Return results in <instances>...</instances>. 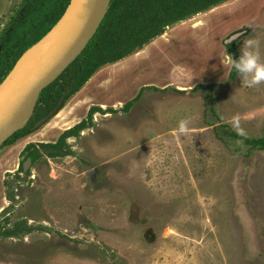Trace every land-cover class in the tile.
Masks as SVG:
<instances>
[{
    "label": "rangeland",
    "instance_id": "1",
    "mask_svg": "<svg viewBox=\"0 0 264 264\" xmlns=\"http://www.w3.org/2000/svg\"><path fill=\"white\" fill-rule=\"evenodd\" d=\"M21 8V0H0V33ZM203 16L199 26L194 19ZM186 22L174 45L173 35H159L97 68L84 88L108 79L111 90L96 96L115 111L92 114L91 126L66 138L69 155L47 157L38 143L55 140L77 115L68 105L82 99L83 85L56 117L0 146V161L15 151L17 167L26 143L38 155L24 171L0 167V232H17L0 235V264H264V149H241L224 134L236 133L227 121L240 114L247 137L264 135V84L244 86L237 74L227 80L221 63L223 38L244 26L232 41L236 58L252 37L264 60V0H225L162 32ZM197 83L210 86L191 90ZM142 86L158 89L145 87L122 110ZM181 119L190 121L188 135L174 131Z\"/></svg>",
    "mask_w": 264,
    "mask_h": 264
},
{
    "label": "trees",
    "instance_id": "2",
    "mask_svg": "<svg viewBox=\"0 0 264 264\" xmlns=\"http://www.w3.org/2000/svg\"><path fill=\"white\" fill-rule=\"evenodd\" d=\"M68 1L21 0L22 8L0 33V82L20 54L54 25ZM222 1L225 0H109L103 18L83 49L53 81L40 90L27 122L7 137L1 146L11 144L29 133L33 125L50 111L54 110L58 113L63 108L65 100L82 85L84 86L100 65L114 63L125 58L135 49H140L147 44L152 38L161 35L165 26L206 11ZM233 44L231 42L223 45L225 51L236 58V53L232 49ZM235 74L236 72L229 68L227 80L233 78ZM202 86L209 87L210 85L197 83L191 90ZM145 87L158 89L155 86H142L136 95L120 108L127 110ZM113 111L115 109L111 107L102 109L99 106L90 105L84 118L63 129L54 141L39 142L38 145L50 158L69 155L70 150L65 139L75 137L80 130L91 126L92 114ZM224 134L243 140L249 148L264 149V135L244 138L229 129L224 130ZM25 148H31L26 152L25 158L33 162L38 156L36 149L30 143H26L22 150ZM20 168L19 163L17 169L20 170ZM16 233L14 228H6L0 232V235L11 236Z\"/></svg>",
    "mask_w": 264,
    "mask_h": 264
},
{
    "label": "water",
    "instance_id": "3",
    "mask_svg": "<svg viewBox=\"0 0 264 264\" xmlns=\"http://www.w3.org/2000/svg\"><path fill=\"white\" fill-rule=\"evenodd\" d=\"M108 1L69 0L58 20L40 38L49 35L50 41L33 68L9 93L0 96V146L7 137L22 128L27 122L40 90L53 81L83 49L103 18ZM246 29L247 27L244 26L242 29L233 31L223 38L222 43L232 42ZM34 44L20 54L10 71L0 82V89L4 86L21 55ZM185 90L188 91L190 88ZM54 113L56 114L54 110L50 111L35 125L43 123L48 119L47 117ZM29 162V158H25L22 162L23 171Z\"/></svg>",
    "mask_w": 264,
    "mask_h": 264
},
{
    "label": "clouds",
    "instance_id": "4",
    "mask_svg": "<svg viewBox=\"0 0 264 264\" xmlns=\"http://www.w3.org/2000/svg\"><path fill=\"white\" fill-rule=\"evenodd\" d=\"M227 43H231V41ZM221 63L233 69L244 86L255 87L264 84V60L261 58L260 41L258 39L245 38L241 48V55L238 58H234L232 54L226 51L221 57ZM220 119L224 121L225 117L221 115ZM227 122L231 124L238 136L247 138V133L241 126L240 114L230 117ZM189 124L190 121L188 119L179 120L178 127L174 130L175 133L177 135H188L191 131ZM235 146L243 149V140H237Z\"/></svg>",
    "mask_w": 264,
    "mask_h": 264
},
{
    "label": "crops",
    "instance_id": "5",
    "mask_svg": "<svg viewBox=\"0 0 264 264\" xmlns=\"http://www.w3.org/2000/svg\"><path fill=\"white\" fill-rule=\"evenodd\" d=\"M185 24H186V26H185ZM185 24H182L181 25V27H177V28H174V30H173V34L171 33L170 34V30L169 31H167V32H165V33H162L161 34V36H163V35H165L166 34V37L167 38H169L170 37V35H173V37H175L174 38V42H169V41H167L170 45H174L175 43H176V38H177V36L175 35V33L176 34H178V35H180L179 34V31L181 30V29H184V28H186L187 26H188V24H187V22L185 23ZM192 24V23H191ZM192 29V28H191ZM190 28H189V32H186L185 34V37H187V38H189L190 39V37L192 36V35H195L194 34V29L193 30H191ZM178 31V32H177ZM191 31V32H190ZM169 34V36H167ZM198 35V34H197ZM183 38L184 37H181V38H179V39H182L183 40ZM218 37H216L215 39H217ZM189 45H191L190 47H192V44H191V41H190V43H189ZM153 47H156V46H153ZM193 49H195V48H193ZM193 49H190V52L193 50ZM198 51V55L197 56H195V55H193V54H191L194 58H197V61H198V59L200 58V57H203V51L202 50H199L198 48H196ZM213 49V48H212ZM184 50H180V53H182ZM132 56V55H131ZM130 57V56H129ZM204 57H207L208 58V54H206V55H204ZM208 60H209V63H210V57L208 58ZM195 61H196V59H195ZM117 64V63H116ZM113 65H115V64H113ZM112 66V65H111ZM195 68V73H196V66L194 67ZM107 80L108 79H106V80H102V84H97V86L95 85V86H93V87H89V85L87 84V87L86 88H84L85 87V84H84V86L79 90V93H77L78 95H77V97H80L81 96V100L77 103H72V104H69L68 106H71V108H70V111L71 112H75V111H77V116H75V118H72V120H70L69 121V123L67 122V126L65 127V128H68L70 125H72L73 123H75L76 122V120L78 121L79 119H80V115H83L84 113H85V111L89 108V106L90 105H96V106H99L100 108H102V109H105L106 108V106H109V105H107V103L105 102V101H103V100H101V102H98V96H96V94H98V90H99V88H102V90L104 91V89L106 88H108V90H111V88H110V86L107 84ZM108 83H110V82H108ZM98 87V88H97ZM116 88H119V89H121V88H123V87H116ZM116 88L114 89L115 91H116ZM84 89V93L83 92H81L82 90ZM94 89V90H93ZM105 89V90H106ZM128 88H126V90H127ZM186 89H188V88H186ZM114 91V92H115ZM110 92V91H109ZM83 93V94H82ZM111 94H113V92L111 93ZM117 102L118 101H116V102H114V104H117ZM95 103V104H94ZM96 103H98V104H96ZM119 103V102H118ZM109 104V103H108ZM74 105V106H73ZM104 105V106H103ZM68 106H66V107H68ZM81 107H83L82 108V110H83V112L82 113H80L79 114V108H81ZM115 107V106H114ZM72 108H73V110H72ZM61 111V110H60ZM60 111H58V113L60 112ZM57 113V114H58ZM95 114H97V113H95ZM56 117V116H55ZM55 117L53 118V119H55ZM52 119V120H53ZM52 123V122H51ZM55 125H57V124H55ZM53 130V129H52ZM60 130H62V129H60ZM47 139V138H46ZM47 140H50V139H47ZM52 141V140H51ZM54 141V140H53ZM14 156H15V151H12L8 156H7V159L5 160V161H0V167H2V166H5V167H9V169H8V167H7V170H5L4 169V171H13V169H15L16 168V165H17V160H16V158L14 159ZM13 157V158H12ZM14 160V161H13ZM16 160V161H15ZM14 163V164H13ZM9 164V165H8ZM14 167V168H13ZM0 185H1V177H0ZM2 195V190H1V186H0V196ZM2 198L4 199V197L2 196V197H0V204H1V202H2ZM5 200V199H4Z\"/></svg>",
    "mask_w": 264,
    "mask_h": 264
},
{
    "label": "bare ground",
    "instance_id": "6",
    "mask_svg": "<svg viewBox=\"0 0 264 264\" xmlns=\"http://www.w3.org/2000/svg\"><path fill=\"white\" fill-rule=\"evenodd\" d=\"M228 8V7H227ZM218 11V10H217ZM221 11V10H220ZM219 12V11H218ZM214 13V12H213ZM213 13L212 14H210V17L213 15ZM217 13V12H216ZM226 13V12H225ZM231 13V12H230ZM208 16H209V14H208ZM206 16H203V17H197V18H195L194 20L195 21H197V23L196 24H198V22L200 21V20H202L203 18H205ZM231 17V16H230ZM213 18V17H212ZM216 18V17H215ZM194 21V22H195ZM199 25V24H198ZM200 26V25H199ZM194 28H192L191 30H193ZM184 30V29H183ZM178 32V31H177ZM185 32H189V28L187 29V31H185ZM191 32V31H190ZM180 34H182L181 32H180ZM167 36H169V34L167 35ZM179 36V35H178ZM200 37V36H199ZM173 38H175V37H173ZM204 38V37H203ZM164 39V38H163ZM200 39V38H199ZM209 39V38H208ZM210 40V39H209ZM49 41H50V36L49 35H46V36H44L42 39H40L36 44H34L32 47H30L29 49H27L22 55H21V57L18 59V61L16 62V64H15V67H14V69H13V71L10 73V76L7 78V80H6V82H5V84H4V86L0 89V96H4V95H6L7 93H9L14 87H15V85H17V83H19L20 81H21V79H23V77L25 76V74L28 72V71H30V69H32L33 68V66L35 65V63H36V61L38 60V58H39V56L41 55V53H42V51L46 48V46L48 45V43H49ZM164 42V41H163ZM200 43V42H199ZM170 53V52H169ZM210 53H212V52H210ZM157 61V60H156ZM164 62V61H163ZM162 63V61L159 63V64H161ZM159 66V65H158ZM120 67V66H119ZM159 68H161V67H159ZM116 69H117V67H116ZM155 70V69H154ZM156 70H158V69H156ZM163 70H166V69H163ZM107 72V71H106ZM163 72V71H162ZM156 73H158V72H156ZM100 74V73H99ZM132 78V77H131ZM102 79V78H101ZM155 79V78H154ZM124 80V79H123ZM96 82V81H95ZM94 82V83H95ZM129 83H131V82H129ZM115 84V83H114ZM118 84V83H117ZM94 86H95V84H94ZM109 88V87H108ZM106 89V88H105ZM104 89V90H105ZM115 91V90H114ZM113 91V92H114ZM125 91V90H124ZM112 92V91H111ZM130 92V91H129ZM133 92V90L131 91V93ZM130 94V93H129ZM129 94H127L126 93V95L125 96H129ZM131 95V94H130ZM135 94H133V96H134ZM132 96V95H131ZM132 96V97H133ZM122 97H123V95H122ZM130 98V97H129ZM131 99V98H130ZM122 101V100H121ZM120 101V102H121ZM126 101V100H125ZM125 101H123L124 103H125ZM113 102V101H112ZM118 103V102H117ZM72 110H73V108H72ZM69 111H70V108H69ZM81 112H83L82 110H81ZM81 112H79V113H81ZM57 114V113H56ZM55 114V115H56ZM54 115V116H55ZM78 115V114H77ZM76 115V116H77ZM82 115H80V117H81ZM97 116V115H96ZM98 117V116H97ZM107 117V116H106ZM110 117V116H109ZM59 118V116L54 120V121H56L57 119ZM75 118V117H74ZM70 120H72V118L71 119H69V120H67L66 122H64V123H67V122H69ZM77 121V120H76ZM54 122H52L51 124H50V126H48V127H57V129L59 128V130L60 129H62L59 125H52ZM67 125H65V126H62V127H66ZM71 126V125H70ZM52 130L53 131V134H51V135H49L50 137L48 138V139H52V138H55V135H56V133L58 132V130ZM66 129V128H65ZM47 130V129H46ZM56 131V132H55ZM50 131H48L47 132V134L49 133ZM83 132V131H82ZM46 133V131L43 133V134H45ZM52 133V132H51ZM46 134V135H47ZM45 135V136H46ZM53 140V139H52ZM16 155V154H15ZM13 158V157H12ZM14 159H15V156H14ZM14 161V160H13ZM16 161V160H15ZM14 164V163H13ZM9 165V164H8ZM8 167V166H7ZM7 167H5V170H7ZM14 168V167H13ZM8 169H9V167H8ZM16 169V168H15ZM10 170V169H9ZM14 170V169H13ZM3 177V176H2Z\"/></svg>",
    "mask_w": 264,
    "mask_h": 264
},
{
    "label": "flooded vegetation",
    "instance_id": "7",
    "mask_svg": "<svg viewBox=\"0 0 264 264\" xmlns=\"http://www.w3.org/2000/svg\"><path fill=\"white\" fill-rule=\"evenodd\" d=\"M197 14H198V13H197ZM192 16H193V15H192ZM94 114H95V113H94ZM94 114H93V115H94ZM16 168H17V165H16ZM14 170H15V169H14Z\"/></svg>",
    "mask_w": 264,
    "mask_h": 264
}]
</instances>
